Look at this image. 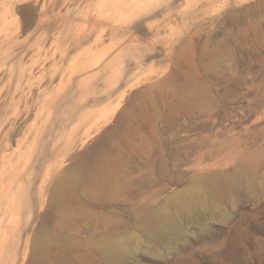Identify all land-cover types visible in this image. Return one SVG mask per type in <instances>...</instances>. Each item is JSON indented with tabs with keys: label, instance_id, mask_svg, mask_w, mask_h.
<instances>
[{
	"label": "rangeland",
	"instance_id": "1",
	"mask_svg": "<svg viewBox=\"0 0 264 264\" xmlns=\"http://www.w3.org/2000/svg\"><path fill=\"white\" fill-rule=\"evenodd\" d=\"M120 4L0 0V230L30 216L46 264H264V0Z\"/></svg>",
	"mask_w": 264,
	"mask_h": 264
},
{
	"label": "bare ground",
	"instance_id": "2",
	"mask_svg": "<svg viewBox=\"0 0 264 264\" xmlns=\"http://www.w3.org/2000/svg\"><path fill=\"white\" fill-rule=\"evenodd\" d=\"M121 6L128 7L130 4H139L140 0H120ZM44 6V4H43ZM43 6L40 7L43 15H46L45 10L43 9ZM36 9V8H35ZM40 10V11H41ZM119 10V9H118ZM41 15V14H40ZM37 17V24L42 25L46 21V17L43 16ZM35 18V17H34ZM19 27V21L16 19V29L12 31L11 33H7L6 39H14L15 40V34L18 32ZM83 40H86L87 37H81ZM80 39V35L76 34L73 38L70 39V44L75 43L77 40ZM91 65H88L86 67L85 71L90 70ZM88 75V73H87ZM86 75V76H87ZM91 76V74H90ZM88 78V76H87ZM34 96L33 93L30 91L25 93V97L27 96ZM58 150H56V147L53 145L51 149L48 150L49 157H53L57 154ZM87 158V153L81 154L79 158L76 160V162L71 163L69 166H67L64 169V176L66 179H68L70 182L76 180L79 178V172L80 169H83V165H85V159ZM90 169H96L94 167H91ZM48 169H46L47 173ZM93 174V171H91ZM91 183L95 181L94 176L89 178ZM103 186L105 184L103 183ZM61 187L59 186L58 180L56 181L53 189H52V197L53 201L59 200L61 197ZM8 201H10L8 199ZM42 201L39 200L38 204L41 205ZM9 205H5L2 210V217L0 218V226L3 220L7 217L6 213L8 211ZM34 211V207L31 211V214ZM30 216L28 217L27 223L23 224L20 227V231L18 233V236L15 237L14 240H9V237L7 235L8 230L5 229L3 231L0 230V264H22V262L25 260L26 255L28 254L29 246L32 245L33 248V254L31 256V264H46V258L43 254V241L42 238L44 236V231L42 227H33ZM162 224H157L155 222H148L145 230L150 234L151 236H155L159 240H164L172 229L175 228V222L169 218H165ZM98 250L102 254H108L110 258L114 260V262L123 264L124 263V250L116 245H105L103 242H100L98 245Z\"/></svg>",
	"mask_w": 264,
	"mask_h": 264
}]
</instances>
